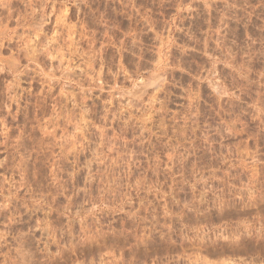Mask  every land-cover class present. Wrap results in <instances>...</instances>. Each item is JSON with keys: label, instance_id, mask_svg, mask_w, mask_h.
I'll return each instance as SVG.
<instances>
[{"label": "rangeland", "instance_id": "obj_1", "mask_svg": "<svg viewBox=\"0 0 264 264\" xmlns=\"http://www.w3.org/2000/svg\"><path fill=\"white\" fill-rule=\"evenodd\" d=\"M0 264H264V0H0Z\"/></svg>", "mask_w": 264, "mask_h": 264}]
</instances>
